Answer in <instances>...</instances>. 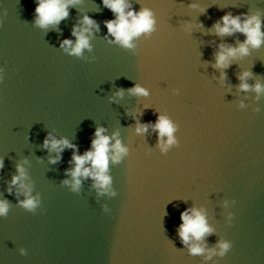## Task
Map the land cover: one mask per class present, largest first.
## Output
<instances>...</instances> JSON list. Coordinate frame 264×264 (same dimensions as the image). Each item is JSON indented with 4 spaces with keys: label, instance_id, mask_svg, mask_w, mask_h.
Here are the masks:
<instances>
[{
    "label": "water",
    "instance_id": "95a60500",
    "mask_svg": "<svg viewBox=\"0 0 264 264\" xmlns=\"http://www.w3.org/2000/svg\"><path fill=\"white\" fill-rule=\"evenodd\" d=\"M38 2L0 0V200L9 204L0 216V264H264V92L254 90L264 85V44L216 68L219 44L246 37L213 28L227 13L259 12L264 32V0H129V10L148 9L155 21L132 47L108 32L105 21L116 16L103 0H78L46 28L36 23ZM84 16L99 29L73 55L61 44L75 45ZM137 85L148 95L133 94ZM161 116L175 128L166 151L154 128ZM138 124L147 132L137 133ZM97 127L118 133L127 152L110 160L108 191L92 177L74 191L75 150L64 148L52 163L58 153L44 140L66 138L83 155ZM18 164L34 210L10 183ZM193 208L213 231L185 245L180 217ZM221 242L231 245L223 256ZM195 243L203 254L190 252Z\"/></svg>",
    "mask_w": 264,
    "mask_h": 264
},
{
    "label": "clouds",
    "instance_id": "9594fccd",
    "mask_svg": "<svg viewBox=\"0 0 264 264\" xmlns=\"http://www.w3.org/2000/svg\"><path fill=\"white\" fill-rule=\"evenodd\" d=\"M78 0H39L35 12L37 14L36 23L41 27H47L48 25L59 24L60 21L67 18L69 15L68 7L75 5ZM104 5L111 9L115 14L114 20L105 21L108 32L115 37V41L125 47H132L133 38L139 37L143 33H149L153 30L154 19L153 14L148 9H142L139 13L135 10H129L131 5L129 0H103ZM196 7V5H191ZM241 16L244 17L243 21ZM99 29V24L88 16H84L82 24L73 28L72 35L76 37L75 45L73 46L72 40L66 39L62 42L61 47L71 50V54L80 55L83 49L90 48L89 34L92 28ZM191 25H189V30ZM213 28L215 34L221 37L225 35H233L237 32L245 35L246 39L243 43H239L238 46H230L224 43L219 44V51L215 54V67L216 68H228L231 61L238 56H246L249 54V46L252 48H260L264 44V32H262V22L259 12L256 15L248 16L247 13H241V15L233 16L232 13L225 14L220 21H217ZM251 76L250 72H244L238 78L241 81V90L247 91L252 86L247 83V79ZM222 78H226V74L222 73ZM254 90L257 93L264 92V85L257 82L254 86ZM122 91L117 95H122ZM133 94L136 95H148L147 91L139 85L130 89ZM154 128L158 130L160 137V146L165 151L168 146L176 143L173 133L175 128L171 121L161 116L158 118ZM148 125H139L136 128L137 133L147 132ZM106 129L103 127H97L95 131V138L92 140V147L86 151L83 155L78 154V147L71 144L68 139H56L49 133V138L44 140V147L49 148L51 151H57L58 155L52 159V163H56L60 159L59 153L63 152L64 148H73L72 161L74 168L70 169V175L73 178L72 187L73 190H78L81 185V177H92L95 181V187L108 191V187L111 184V178L107 175L109 169L110 160L112 162H119L122 155L126 154L127 149L122 146L119 139H115L118 133H114L113 136L105 135ZM167 136V142L163 141V138ZM112 139H115V143H111ZM111 153V155H110ZM87 165V166H86ZM3 168V161L0 160V169ZM17 172L19 175L13 176L11 185L19 184L24 189L25 200L21 201L22 207L28 210H34L37 206V200L32 198L31 188L22 183L25 178V170L22 165H17ZM65 184L69 181L65 180ZM11 193V188L9 189ZM115 195V193H112ZM9 210V204L6 200H0V216H6ZM181 220L183 223L179 227V235L182 242L185 245H189L190 241H202L203 238L211 234L212 228L208 225L206 217L202 210L195 208L185 210L181 213ZM221 251L220 255L223 256L231 247L228 242H221L219 245ZM22 254L23 253V250ZM190 252L193 255L203 254L205 248L200 246L199 243L192 244ZM210 258V257H209Z\"/></svg>",
    "mask_w": 264,
    "mask_h": 264
}]
</instances>
